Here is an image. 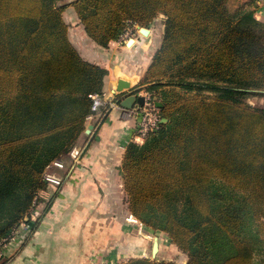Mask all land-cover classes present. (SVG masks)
<instances>
[{
    "label": "trees",
    "instance_id": "1",
    "mask_svg": "<svg viewBox=\"0 0 264 264\" xmlns=\"http://www.w3.org/2000/svg\"><path fill=\"white\" fill-rule=\"evenodd\" d=\"M57 1L0 0V239L46 186L47 165L85 130L89 94L103 91L108 72L71 41ZM73 5L104 47L165 15L141 80L152 83L165 120L142 142L129 141L119 166L130 212L168 232L186 264H264V106L244 97L264 89V20L247 4L233 18L227 0Z\"/></svg>",
    "mask_w": 264,
    "mask_h": 264
},
{
    "label": "rangeland",
    "instance_id": "2",
    "mask_svg": "<svg viewBox=\"0 0 264 264\" xmlns=\"http://www.w3.org/2000/svg\"><path fill=\"white\" fill-rule=\"evenodd\" d=\"M73 1L58 0L57 5L63 6V16L69 28L82 30L83 25ZM258 1L262 0H227V8L235 18L238 9L247 4L255 9L256 15L260 4ZM164 19L165 15L159 13L149 26L161 30L164 28ZM140 26L135 23L128 28L140 32ZM244 97L253 106H264V89L249 91ZM108 106V103L101 106L99 117L104 115ZM85 127L87 130V121ZM85 130L70 150L58 157L65 162V166L50 169L63 181L80 155L77 153L73 157L72 153L77 148L80 150L90 136L89 131ZM44 174L45 170L43 179L46 186L39 188L31 207L10 234L0 239V264H41L43 255L48 254V247L52 255L59 251H65L67 256L80 253L75 256L79 259L75 264H85L80 259L86 253L89 254L86 251L88 249L92 250L90 255L93 260L90 264H118L137 257L187 263V252L172 241L168 232L152 230L130 212L128 195L119 180L107 178L95 182L96 188L89 187L85 182H79V187L72 182L54 186L48 183ZM89 240L92 244H87Z\"/></svg>",
    "mask_w": 264,
    "mask_h": 264
},
{
    "label": "crops",
    "instance_id": "3",
    "mask_svg": "<svg viewBox=\"0 0 264 264\" xmlns=\"http://www.w3.org/2000/svg\"><path fill=\"white\" fill-rule=\"evenodd\" d=\"M260 2V1H258ZM257 18L264 20V0H262L256 10ZM83 25V24H82ZM147 35L135 32L127 38H118L112 40L107 47L101 46L93 40L83 29L71 30L69 28V37L81 54L94 62L101 64L108 69L104 79V104L109 107L102 117L100 109L92 117L87 118L88 128L85 132L90 136L84 146L72 153L73 157L79 153L78 159H75L73 167L65 175L64 185L74 183L79 187V182H85L91 188H96L95 182L104 181L107 178L119 180L123 187V178L120 174L119 166L127 144L135 140L137 135V125L140 120L137 100L131 107L122 104L129 95H146L152 83H141L143 76L152 61V57L162 42L164 28L157 30L149 26ZM83 31V32H82ZM133 37L131 45L128 44ZM129 82V86L120 92H115L120 79ZM157 101V98L154 97ZM101 108V107H100ZM99 118V120H98ZM72 184L70 185V187ZM87 244H92L91 240ZM44 254L41 264L50 262L75 264L79 259L75 256L80 253H74L67 256L66 252L59 251L57 254ZM86 256L82 261L85 264L92 262L90 255L91 249L86 250ZM33 260V259H32ZM40 262V260H38ZM34 264L36 262H33ZM23 264H28L23 262Z\"/></svg>",
    "mask_w": 264,
    "mask_h": 264
},
{
    "label": "built area",
    "instance_id": "4",
    "mask_svg": "<svg viewBox=\"0 0 264 264\" xmlns=\"http://www.w3.org/2000/svg\"><path fill=\"white\" fill-rule=\"evenodd\" d=\"M133 31L127 28L120 38H127L131 36ZM93 99L92 110L90 114L92 117L95 112H98L100 107L104 104V93L94 92L89 94ZM140 112V120L137 125V135L134 137L137 141H143L149 132L153 131L155 128H158L159 124L162 122L163 117L161 115L159 107L156 105V100L151 96L150 93L145 95L144 105L138 107ZM78 159V157L76 158ZM65 166V162L60 158L53 159L45 169V178L49 184L54 186L61 185L64 183L61 176H58L50 171L52 167L62 168Z\"/></svg>",
    "mask_w": 264,
    "mask_h": 264
},
{
    "label": "water",
    "instance_id": "5",
    "mask_svg": "<svg viewBox=\"0 0 264 264\" xmlns=\"http://www.w3.org/2000/svg\"><path fill=\"white\" fill-rule=\"evenodd\" d=\"M140 32L147 35L150 31L149 27L147 26H140L139 28ZM133 42V37L129 39L128 44L131 45V43ZM129 86V82L125 79H120L117 88L115 89V92H120L122 91L125 87ZM137 100V105H144L145 103V96L144 95H129L124 101H122V104L126 107H131L134 103V101ZM156 105L158 107H161L163 105V103L161 101H156ZM165 119H163L162 121H164ZM158 128H155L154 131H157Z\"/></svg>",
    "mask_w": 264,
    "mask_h": 264
}]
</instances>
